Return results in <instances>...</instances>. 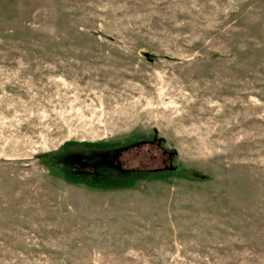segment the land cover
I'll list each match as a JSON object with an SVG mask.
<instances>
[{
  "label": "rangeland",
  "instance_id": "rangeland-1",
  "mask_svg": "<svg viewBox=\"0 0 264 264\" xmlns=\"http://www.w3.org/2000/svg\"><path fill=\"white\" fill-rule=\"evenodd\" d=\"M0 264H264V0H0Z\"/></svg>",
  "mask_w": 264,
  "mask_h": 264
},
{
  "label": "flooded vegetation",
  "instance_id": "flooded-vegetation-1",
  "mask_svg": "<svg viewBox=\"0 0 264 264\" xmlns=\"http://www.w3.org/2000/svg\"><path fill=\"white\" fill-rule=\"evenodd\" d=\"M131 148H122L117 149L113 152L111 151H100L94 156L85 158L81 163H78L77 170L83 174H92L99 169V171L104 168V166H111V168L115 169L119 172H127L128 169H124L123 164L121 162L122 156L124 153L129 151ZM96 161V162H95Z\"/></svg>",
  "mask_w": 264,
  "mask_h": 264
},
{
  "label": "trees",
  "instance_id": "trees-1",
  "mask_svg": "<svg viewBox=\"0 0 264 264\" xmlns=\"http://www.w3.org/2000/svg\"><path fill=\"white\" fill-rule=\"evenodd\" d=\"M132 147V146H131Z\"/></svg>",
  "mask_w": 264,
  "mask_h": 264
}]
</instances>
